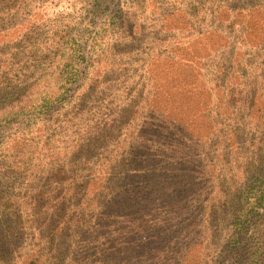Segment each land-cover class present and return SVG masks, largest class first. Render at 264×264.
Returning a JSON list of instances; mask_svg holds the SVG:
<instances>
[{"label": "trees", "instance_id": "1", "mask_svg": "<svg viewBox=\"0 0 264 264\" xmlns=\"http://www.w3.org/2000/svg\"><path fill=\"white\" fill-rule=\"evenodd\" d=\"M18 1L19 4L10 9L15 23L5 28L4 33L11 38L15 34V39L19 40L29 39L30 32L50 33V36L47 39L37 37V42L30 46L12 41L7 43L9 47L0 50V125L15 120L18 126L0 140V182L2 178L11 177L26 180L27 187L47 183L48 177L40 176L43 167L39 157L43 156L39 154L43 146L38 150L29 148L30 140L24 132L47 114L49 118L45 123L54 124L43 141L50 149L49 171H56L54 168H60L66 156L74 153L84 165L89 164L92 152L99 156L101 166L113 165L117 170V178L108 174L104 184V178H101L99 192L92 198L91 208L98 210L94 213L96 220H105L104 225L98 223L96 226L104 230L103 234L97 235V242L105 245L106 239L113 245V232L106 223L114 222L118 213L122 215L126 211L124 207L128 200V197L115 200L119 208L110 212L108 207L101 211L100 198L111 193V186L118 189L123 188L122 185L131 186L130 198L137 200L139 194L141 209L139 217L138 213L133 218L129 216L127 229L146 228L144 218L156 211L150 208L153 205L165 213L164 220L158 223V227L164 228L157 240L161 245L154 264H182L192 243L173 255L179 244L175 241L176 236L171 237L168 232L174 224L188 223L187 230L197 219L203 229L193 235V240L205 235L206 230L211 243L208 250L211 257L204 264H226L225 257L230 261L233 259L230 264H264V212L257 210L260 206L264 211V0L212 1L208 6L209 13L204 12V3L192 4L190 8L197 12L203 10L202 14H192L187 8L189 3L184 0H122L120 13L125 24L131 27L130 36L115 41L110 50L115 46L130 47L135 37H140V42L131 47L141 51L140 59L139 52L136 55L138 63L135 66L142 70L136 77L132 70L122 69L125 84L119 81L117 86L110 84L108 87L102 71L101 75L88 76L89 69L86 71L85 68L91 63L107 68L108 54L100 59L94 49L102 39L92 37L90 52L83 59L80 46L65 39V26L58 31L54 28L57 16L41 12L42 9L48 12L47 5L34 8L28 4L33 0ZM114 1L89 0L90 11L96 12ZM3 12L0 8V14ZM52 35L55 41H50ZM214 38L218 39L219 45L212 55ZM51 44L58 47L51 48ZM174 45L180 46L175 53L171 52ZM25 47L28 49L23 50ZM132 49L128 52L129 57L135 56ZM149 49H156L157 57H163L159 61L161 71L150 73L146 69ZM17 56L24 65L31 63L13 70L10 61ZM78 62L83 63L85 69L81 71L79 66H74ZM23 68L24 71L16 72ZM116 72L122 75V72ZM78 81L83 85H78ZM104 93L116 96L122 104L120 111L113 106L103 109L93 105L91 99ZM75 95L79 107H87L84 113L82 110L77 113L79 118L88 120L81 135L73 129L78 118L71 110ZM61 110H64V119L60 121L69 131L64 135L59 131L61 126L56 127ZM51 111L55 113L50 117ZM126 122L140 125L136 146L126 153L127 145L114 144L115 149L106 157H100L96 149L102 150L104 142L114 141L112 134ZM91 124H100V127H91ZM133 133L132 128L127 137ZM201 173L207 181L200 177L202 184H198L196 175ZM126 175L129 180H125ZM184 187L191 189L185 195L191 194L194 202H204L200 204L199 215L184 214V205L180 201ZM198 188L205 192L201 197L197 195L201 192ZM26 191L29 190L19 188L15 193L21 195L20 199L37 201L36 204L30 202L33 212L48 213L47 208L40 209L46 205L41 203L43 192L27 193L25 197ZM5 192L2 187L0 200ZM251 193L254 202L250 203ZM130 204L134 207L132 200ZM78 211L86 215L85 211ZM212 217L219 226L223 218H232L235 228L230 237H225L224 251L218 254L219 249L213 244L217 240L216 234H209L208 230L214 223ZM255 220L260 226L253 228ZM252 228L255 234L248 235L249 230L254 231ZM2 231L16 232L18 228L1 224ZM52 232L55 236L60 233L58 227H53ZM215 232H220L218 226ZM196 235H200L199 238ZM110 250L107 249L104 258L110 256ZM114 260L117 261L116 257ZM136 260L134 257L131 263ZM106 263L109 264V260L97 259L93 264Z\"/></svg>", "mask_w": 264, "mask_h": 264}, {"label": "rangeland", "instance_id": "2", "mask_svg": "<svg viewBox=\"0 0 264 264\" xmlns=\"http://www.w3.org/2000/svg\"><path fill=\"white\" fill-rule=\"evenodd\" d=\"M184 1L189 3L187 8H190L192 4L203 5L204 3V12L209 13L210 11L208 6L210 2L223 0ZM19 2L20 1L18 0H0V8L4 11L0 14V50H3L4 46L9 47L7 43L12 41L30 46L31 43L34 44V42H37V37H39V39L46 37L47 39L50 36V33L43 35L37 32H30L31 34L29 39L19 40L15 39V34L14 38H11L7 35V33H4L6 30L5 28L15 23V19L10 9L14 4H19ZM121 2L122 0H115L107 7H103L96 12L90 11L89 0H33L28 2V4L34 8L47 5L49 7L48 12L44 9H42L41 12L52 13V16H57V19L54 20L56 23L54 28L58 31L63 25L65 26L66 33L64 35L67 36L65 39L67 42L73 40L80 46L83 59L84 57L86 58L90 52L92 45L89 44V41L92 37L97 40L102 39L101 44L94 45V49L96 55L100 59H103V57L108 54L106 56L108 64L107 68L104 69L103 67H99V65L93 66L92 63L85 68L86 71L89 69L88 76L101 75L100 73L103 72V78L107 80L106 86L108 87L110 84H115L117 86L119 81H122L123 84H125L124 79L126 76L123 75L122 69L132 70V74L136 77H138V73L142 70L140 66H135V64L138 63L136 55L139 52L140 59L141 51L137 52L135 48L132 49L131 47L132 44L136 45L140 42V40L138 42L140 37L137 39L136 36L134 39L132 36L134 41L130 44V47L125 48L123 46H115L114 49L110 50V47L114 45L115 41H122L123 37L127 39V37L130 36L129 32L131 27L125 24V21H123L120 13V7L122 5ZM68 4L70 5L69 8H67ZM14 9L12 10L15 11ZM190 11L192 14H202L203 10H199L197 12L196 10L191 9ZM58 12L61 14L59 15ZM224 13L226 14V11H224ZM177 24L179 23L177 22ZM54 37L55 36H53L50 41H55L56 39ZM150 37L152 39L153 35ZM213 40L215 45L214 50L211 52L212 55L216 52V47L219 45L217 38H214ZM52 47L58 46L51 44V48ZM179 48V45H174L172 46L171 52L175 53V51ZM25 49L28 48L25 47L23 50ZM131 49L135 55L133 57L128 56V52ZM11 50L15 49L12 48ZM157 56L158 51L156 49L147 50V57H150V59L149 65L146 69L150 73H153L156 70L161 71L162 66L159 65V61L163 57L159 58ZM10 62L13 70L17 67H24L31 63L30 62L24 65V61L18 56ZM78 63L74 66H79L81 71L85 69L83 63ZM22 70L24 71V68L16 72L20 73ZM116 71L122 72V75H117ZM231 82L233 83V81ZM236 82L241 81L237 80ZM80 84L82 83H79L78 81V85ZM209 84L216 85L215 83ZM108 92L109 91H106V93ZM211 92L213 91L211 90ZM106 93L96 95V97L92 98L91 102L93 105L97 106V108L103 109L106 108V106H113L116 111H120V106L122 104L118 102L116 96H111L110 93ZM80 95L82 99V94ZM77 100L78 99L75 95L72 97L71 101L73 104V108L71 110L76 117H78L77 113H79L80 110L84 113L87 109V107L84 109L83 106L79 107L80 103ZM213 101H215V99ZM222 111L223 108L221 109V112ZM54 113V111H51L50 117L53 116ZM48 116L49 115L44 114L43 119L40 122L34 123L29 130L24 131L27 133V138L30 140L29 148L31 147L33 150H38L43 146L41 154H39L43 156L39 157V161H41L40 165L43 167V172L40 176L44 175L45 177H48L47 183L45 185L42 183L40 185L27 187L26 180H15L11 177L2 178V181L0 182V189L3 187V190L7 191L4 193L2 200H0V225L4 224L6 227H8V225H12L15 226V228H18V231L16 232H0V264H93L97 259L102 260V262L109 260V264H136L138 261H142L141 264H154L157 260V256L159 255V247L161 245L157 242V240L161 236V230L164 228L163 226L158 227L159 220H164L165 213L163 210H159V208L153 205L150 208L156 209V211L144 218V220H146V228L141 230L130 226L131 228L127 229L130 221L129 216L133 218L135 217V214L138 213L137 216L139 217V210L141 209V206H139L141 196L137 194L138 199L133 200L130 198L133 190L131 186L125 187L122 185L123 188H119L124 189L125 191L111 186V193L105 198H100L99 206L101 211L103 207H108V209L111 208L110 212L116 210L119 207H116L118 202L115 200L128 197L126 202L127 206L124 207L126 211H124L122 215H119L118 213L114 222L110 221L109 223H106L113 232V236L111 238L113 240V245L111 244V241L106 239H104L106 244L103 242L105 245H103L101 241L97 242V235L101 233L103 234L104 230L96 226L98 223L104 225L105 220H96L94 213H97L98 210L91 208L92 203H94L92 202V198L99 192V188L102 185L100 183L101 178H104L103 184L108 174L111 176L116 175L115 178H117V170L115 171L113 165L101 166L98 162L99 156L95 152H92L93 157H91V160L88 161L89 164L84 165L78 158V155L74 153L66 156L63 165L59 166L60 168H54L56 171H49L48 168L50 167V164L48 163L50 161V149L43 141L47 135L51 133V129L54 128V124L50 123V121L45 123V121L49 118ZM62 119H64V110H61L60 113H58L56 127L59 128L61 126L59 131L63 135L68 134L69 131L67 130V127L63 125V121H60ZM221 119H223V117H221ZM87 123V118L78 117L74 122L73 129H77L79 135H81L87 127ZM92 126L100 127V124H91V127ZM139 126L140 125L138 123H122L119 129L112 134L114 141L110 140V142H104L102 145L105 148H102V150H100L101 148L96 149V152L100 154V157L104 158L109 154L110 150L115 149L113 145L117 144L127 145L125 149L127 153L131 147L136 146L138 141L137 139L140 138V132H138ZM132 128L134 133L128 138L127 134L130 133ZM16 129H18V126H16L15 120H10L7 124L0 125V140L5 139V135H9ZM197 131H200V129H197ZM32 139H34V141ZM36 141L40 143L38 144ZM109 143L111 145H108ZM37 160L38 158H36L35 161ZM35 161L33 162L34 164H39ZM196 177L198 179V184H202V181H199L200 177L203 178L204 181H207L206 177L202 175V173L197 174ZM182 179H184V177ZM125 180H129V176L126 175ZM141 186L146 187L145 184H141ZM19 188L21 190L31 191H26L24 194L25 197L27 193L33 194L39 191L43 192V200L41 203H46L47 206H41L40 209L47 208L48 213L33 212V207L30 202L32 204H36L37 201L32 198L31 200H27V198L20 199L21 195H17V193H15L19 190ZM184 188L185 193L180 194L182 195L180 201L184 205V214L190 213L193 215H199L201 210L200 204L204 202H194L195 198L191 197V194H189L190 196L185 195L191 189L186 187ZM198 190L201 192L197 193V195L201 197V195L205 192H203L200 188H198ZM252 195L253 193L249 194L248 201L250 203L254 202V197ZM184 197H188L186 198L187 200H185ZM245 199L246 198L244 197V200ZM87 200L90 208L87 206ZM131 200L134 203V207H132L133 204H130ZM78 210L85 211L86 215L83 216ZM257 210L264 212L263 208L260 206H257ZM101 211L99 213L102 214ZM99 217H101V215H99ZM212 220H214V223L208 230L209 234L212 232L216 234L217 240L214 241L213 244L219 249L217 250L218 254L224 251L223 243L226 241L225 237H230L231 234L235 232V228L232 218H223V222L220 226L217 225L218 223L213 217ZM198 221H200V219H197V221L191 223V225L189 223V231L188 228L186 230L188 223H184L182 226L175 224L172 225L174 228L168 232L171 237L176 236L175 241L179 244V249L177 246L173 255H175L174 253L176 251L177 254L178 251L184 249L187 244L190 245L192 243V246L188 250V254L182 264H204V262L209 261L211 257L208 252L211 247V243L208 240L209 236L206 230L205 235H202L201 238H199L201 234L196 235L199 239L196 241L193 240V235L198 234L200 229H203L202 225H198ZM255 223L251 227L254 228L256 226H260L257 220H255ZM217 226L220 232H215ZM53 227L59 228L60 233H57L56 236L53 232L51 233V229ZM251 233L254 235L255 230L248 231V235ZM149 241H153V243H150ZM194 243L196 246L193 245ZM109 248H111L110 256L108 258H104V255L106 257L107 249ZM114 257H116L117 261L114 260ZM134 257H136L137 260L134 263H131V259ZM213 259L216 260L217 257L214 256ZM236 259H239V262L241 261L240 258ZM225 260L226 264H230L233 261V259L230 261L228 257H225Z\"/></svg>", "mask_w": 264, "mask_h": 264}]
</instances>
